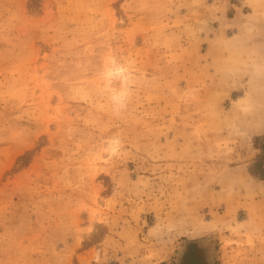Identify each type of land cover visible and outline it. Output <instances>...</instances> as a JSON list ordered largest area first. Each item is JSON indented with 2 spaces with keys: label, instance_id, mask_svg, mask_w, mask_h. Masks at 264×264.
Here are the masks:
<instances>
[{
  "label": "rangeland",
  "instance_id": "1",
  "mask_svg": "<svg viewBox=\"0 0 264 264\" xmlns=\"http://www.w3.org/2000/svg\"><path fill=\"white\" fill-rule=\"evenodd\" d=\"M261 146L264 0H0V264H264Z\"/></svg>",
  "mask_w": 264,
  "mask_h": 264
},
{
  "label": "trees",
  "instance_id": "2",
  "mask_svg": "<svg viewBox=\"0 0 264 264\" xmlns=\"http://www.w3.org/2000/svg\"><path fill=\"white\" fill-rule=\"evenodd\" d=\"M261 148L264 149V146H261ZM261 173H262V174H258L257 176L260 177L261 179H264V169L262 170ZM184 259L187 260V259H188V255H186ZM185 264H186V263H185ZM191 264H192V263H191ZM194 264H196V263H194Z\"/></svg>",
  "mask_w": 264,
  "mask_h": 264
}]
</instances>
